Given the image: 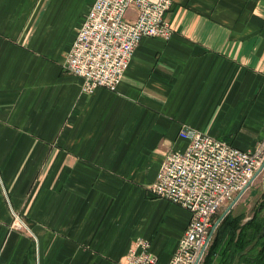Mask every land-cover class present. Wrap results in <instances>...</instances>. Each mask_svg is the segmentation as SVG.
Wrapping results in <instances>:
<instances>
[{
    "label": "crops",
    "instance_id": "1",
    "mask_svg": "<svg viewBox=\"0 0 264 264\" xmlns=\"http://www.w3.org/2000/svg\"><path fill=\"white\" fill-rule=\"evenodd\" d=\"M92 2L0 0V264H126L138 239L166 264L189 213L149 186L180 128L264 139V0H170L171 38L86 94L63 65Z\"/></svg>",
    "mask_w": 264,
    "mask_h": 264
},
{
    "label": "built area",
    "instance_id": "2",
    "mask_svg": "<svg viewBox=\"0 0 264 264\" xmlns=\"http://www.w3.org/2000/svg\"><path fill=\"white\" fill-rule=\"evenodd\" d=\"M170 5V0H93L67 52L64 70L82 79L83 93L98 88L116 91L143 38H171L173 31L163 19ZM130 9L136 11L134 20L126 17ZM178 137L188 146L165 157L149 191L189 213L166 264H200L220 215L249 188L262 164L264 139L248 152L186 126ZM149 246L138 239L126 264H157Z\"/></svg>",
    "mask_w": 264,
    "mask_h": 264
},
{
    "label": "trees",
    "instance_id": "3",
    "mask_svg": "<svg viewBox=\"0 0 264 264\" xmlns=\"http://www.w3.org/2000/svg\"><path fill=\"white\" fill-rule=\"evenodd\" d=\"M200 264H264V195L250 215L221 219Z\"/></svg>",
    "mask_w": 264,
    "mask_h": 264
},
{
    "label": "rangeland",
    "instance_id": "4",
    "mask_svg": "<svg viewBox=\"0 0 264 264\" xmlns=\"http://www.w3.org/2000/svg\"><path fill=\"white\" fill-rule=\"evenodd\" d=\"M262 195H264V169L255 176L249 188L231 210L233 213L243 212L250 215L252 208L261 202Z\"/></svg>",
    "mask_w": 264,
    "mask_h": 264
},
{
    "label": "water",
    "instance_id": "5",
    "mask_svg": "<svg viewBox=\"0 0 264 264\" xmlns=\"http://www.w3.org/2000/svg\"><path fill=\"white\" fill-rule=\"evenodd\" d=\"M264 169V159L262 161V164L260 165L259 169L257 170V172L255 173V176L261 172ZM254 176V178H255ZM238 198H236L232 203H230L227 208L222 212V214L219 217V222L221 221V219L233 208V206L236 204Z\"/></svg>",
    "mask_w": 264,
    "mask_h": 264
}]
</instances>
